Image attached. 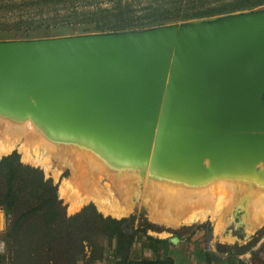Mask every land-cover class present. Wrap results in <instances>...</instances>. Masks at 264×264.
I'll return each instance as SVG.
<instances>
[{"label":"bare ground","instance_id":"obj_1","mask_svg":"<svg viewBox=\"0 0 264 264\" xmlns=\"http://www.w3.org/2000/svg\"><path fill=\"white\" fill-rule=\"evenodd\" d=\"M20 81L0 76V85L23 86L0 87V156L16 150L23 163L37 165L49 173L52 159L68 161L75 149L77 161L84 164L78 176L83 188L92 183L93 189L97 188L93 176L99 172L120 183H140L145 176V197H150L154 219L163 218L173 224L179 219L182 224L200 222L206 217V210L219 213L213 203L215 181L218 190L230 182L253 185L259 177L256 164L262 166L264 173V138L243 131L225 138L212 129L211 122L196 124L181 119L178 113H167L166 87H123L124 98L112 100L107 87L102 94L96 87H62L64 91L53 93L49 88L24 87L26 83ZM243 126L264 128V106L255 108ZM216 133H221L222 138ZM263 173L253 190V200L248 197L245 203L247 214L253 213L254 221L259 219L258 214L264 220ZM72 184L66 183L58 191L71 203L69 211L92 202L105 215L124 217L127 212L126 207L115 205L100 190L73 200ZM221 195L217 196L218 201ZM202 203H210V207L203 210ZM198 205L199 210L182 215ZM221 240L233 242L231 238Z\"/></svg>","mask_w":264,"mask_h":264},{"label":"water","instance_id":"obj_2","mask_svg":"<svg viewBox=\"0 0 264 264\" xmlns=\"http://www.w3.org/2000/svg\"><path fill=\"white\" fill-rule=\"evenodd\" d=\"M0 76L53 93L107 87L112 100L124 98L123 87H166L167 113L211 122L221 133L243 131L264 106V10L143 31L0 41Z\"/></svg>","mask_w":264,"mask_h":264},{"label":"rangeland","instance_id":"obj_3","mask_svg":"<svg viewBox=\"0 0 264 264\" xmlns=\"http://www.w3.org/2000/svg\"><path fill=\"white\" fill-rule=\"evenodd\" d=\"M245 4L251 6H248V8H245L241 11L216 15L208 18L169 22L161 26L181 25L187 22L212 20L228 15L264 10V0H245ZM93 27H94L93 24L90 25L83 24L76 26L61 25L50 28L40 27L39 29L37 28L29 31L23 29L14 32H8V39H0V41L44 40V39H55V38L83 36V35H92V34L143 31V30L156 28V27H145V28L135 27L133 29H124L120 31L95 32L93 30ZM35 88L48 89L47 87H35ZM75 88L76 89L78 88L80 90L84 89V87H75ZM261 99L264 102V94L262 95ZM241 132L242 131L231 132V133L229 132L231 136L228 132H224L222 133L223 134L222 137L225 138L233 137L234 134L241 135L243 133L249 134L253 132L259 137L264 138L263 128L256 129L254 127L253 131L246 129L243 130V133ZM222 134L220 133L219 135V133H216L215 135L216 137H221ZM74 150H73L74 153L70 152L69 154V156L72 158V159L69 158V160L71 159L70 161L69 160L65 161L62 158L58 159L57 157L54 158V160L52 159L51 162H53L52 163L53 169L49 173H45V171L37 165L23 163L21 161L20 154L16 150L11 151L9 154L16 152L17 154H19L20 161L23 164L41 169L44 173V176L46 178H50L53 181V183L58 187V191L61 188V186H64V184L69 182L70 184L73 183L72 184V186H74L72 187V192L74 197L73 200H77L82 195L84 196L90 195L95 190L97 191L100 190L99 192L102 191L108 194L112 198V201L115 203V205H119L127 208V212H126L127 215L125 213L124 217L123 216L113 217L111 215H105L103 213H100L97 210L95 204H93L92 202H88L80 206L76 211L73 212L72 210L69 211L71 207V203L67 201V199L61 197L58 194L59 199H61L63 204L66 206V213L68 217L78 213L83 207L92 205L94 206L96 212L101 214L103 218L110 217L112 219H119V220L125 219V222L122 224L123 231L127 233V235L130 233L132 234L131 236L126 235L125 237H122V239L118 242V245H116V243L113 242L111 250H109L108 240L104 236H102V234H99V232L96 235L89 236L90 239H88V242L83 243L84 245L83 253L76 258V260L74 261L75 264H135V262L138 260H142L144 258H150L148 254L144 253L141 246V244L144 243L145 245L148 246L149 241L145 239L146 236L152 237L154 239L155 238L168 239L169 248H173L174 255H176V257L178 256L183 258V264H202L203 261L206 262L212 261L210 264H240L239 262H241V264H264V220H262V218H260L261 215L258 214L257 216L259 219L254 221L253 213L248 215L247 209L245 208L246 206L245 203L247 202V198L249 197L250 201L253 200L252 199L253 190L256 189L258 178H260V174L263 173L261 165L259 164L255 165V170L258 172L259 177L255 178V182L253 185H250V183L245 184L244 182L242 184V181L241 183L239 182L238 185H235L234 183L230 182V184L227 185L228 187L225 186L224 187L225 189L221 187V189L218 190L219 189V188L217 189V187H219L217 186L218 182L216 181L214 182L215 183L214 193L216 197H214L215 200L214 199L212 200H214L213 203L216 204L215 207L218 206L217 210L221 214V216L218 215L219 213L218 214L215 212L210 213L209 211L206 210L207 208L210 207L211 202L206 203L209 204L207 206H205V203H202L200 205L201 209L206 210L204 211L206 212V217L202 221L191 224L188 223L182 224L179 223L181 222L180 221L181 219H179L178 222L176 219H174L173 222L175 220L176 221L173 224L170 222L163 221L164 220L163 218L154 219L151 200H149L150 197H145V192H144L145 176L142 177V181L140 183L134 184L133 182L127 183L125 181H122L124 183L122 182L120 183L117 182V180H114V178L109 179L110 176H108L109 177L108 178L106 176L107 174L105 175L104 172H101V174L99 172L94 174L93 176V180L95 179L93 181L94 186H96L97 188L93 189L92 187L93 183L89 185V188L87 186L86 187L87 189L83 188L85 186H80V181L78 179V176L84 170L83 167L84 164L83 162L77 161L76 150L75 151ZM1 157L2 156H0V158ZM203 165H204L203 167H205L206 164ZM229 186H231L232 189L230 188L229 190ZM233 187H235V189ZM262 189L264 192V188ZM220 195L222 198L220 201H218L217 196ZM200 207L198 205L197 208L195 206V209H191V208L187 209L182 215H187L189 212L195 211L196 209L199 210ZM219 208H223V209H219ZM219 216L221 219L219 218ZM175 218L177 217L175 216ZM171 219H173V217ZM94 222H95L94 226L97 228V230L100 231L103 226L102 222L98 220H95ZM31 238H32V232L27 231V233H25L24 236V240L26 241V245H25L26 254L24 256V260L18 264H63L64 259H68V255L67 254L65 255L64 249H56L51 252H47L45 248L43 247L41 248V246L38 247L36 246V244H33ZM221 238H229V239L231 238L233 242L229 244L223 242ZM28 242H31V247H28L27 245ZM6 243L8 249V256L6 259H4V261L6 262L8 260V263L12 264V258L14 256L13 243L12 240L9 238L7 239ZM116 246L120 250V253L114 255L111 253V251H114L116 249ZM198 258L200 259L198 260Z\"/></svg>","mask_w":264,"mask_h":264},{"label":"trees","instance_id":"obj_4","mask_svg":"<svg viewBox=\"0 0 264 264\" xmlns=\"http://www.w3.org/2000/svg\"><path fill=\"white\" fill-rule=\"evenodd\" d=\"M248 6L251 5L245 4V0H0V39H8V32L61 25L93 24L95 32L158 27L241 11ZM0 209L11 217L3 236L6 256L0 257V263L8 256V238L14 247L12 264L24 260L27 231L32 232V243L47 252L64 249L68 259L63 264H75L89 236L99 232L108 240L111 250L113 242L118 245L127 235L122 228L125 219L103 218L92 205L68 217L66 206L58 197V187L41 169L23 164L16 152L0 158ZM95 220L103 224L100 231L94 226ZM145 239L158 245L166 243L149 236ZM27 245L31 247V242ZM111 253L117 255L120 250L116 246ZM5 263L9 264L8 260ZM135 264L172 261L156 257Z\"/></svg>","mask_w":264,"mask_h":264},{"label":"crops","instance_id":"obj_5","mask_svg":"<svg viewBox=\"0 0 264 264\" xmlns=\"http://www.w3.org/2000/svg\"><path fill=\"white\" fill-rule=\"evenodd\" d=\"M158 240H164L166 241L165 244H154V243H149L148 246L144 244H141L142 249L144 251L145 254H148L150 258H144L146 260H151V259H155L156 257L158 258H165V259H170L172 261V264H183V258L181 257H176V255H174V250L173 248H169V244H168V239H159V238H155ZM163 249H165V251L163 252ZM200 258H198L199 260ZM186 262V259H185ZM202 264H207L206 261H203Z\"/></svg>","mask_w":264,"mask_h":264},{"label":"built area","instance_id":"obj_6","mask_svg":"<svg viewBox=\"0 0 264 264\" xmlns=\"http://www.w3.org/2000/svg\"><path fill=\"white\" fill-rule=\"evenodd\" d=\"M10 215L6 214L4 210L0 209V257L6 256V244L3 236L6 232V228L10 222ZM7 264V263H0Z\"/></svg>","mask_w":264,"mask_h":264}]
</instances>
